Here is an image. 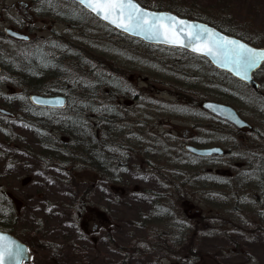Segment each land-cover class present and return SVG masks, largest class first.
<instances>
[{
	"label": "rangeland",
	"instance_id": "1",
	"mask_svg": "<svg viewBox=\"0 0 264 264\" xmlns=\"http://www.w3.org/2000/svg\"><path fill=\"white\" fill-rule=\"evenodd\" d=\"M18 1L22 0H0V32L3 35L0 40V61L3 65L0 73V106L8 103V109L18 113L28 108L27 97L32 88H60L63 94H70L76 99L77 106L83 107L61 114L54 120L49 119V115L43 117L34 112L30 118L23 115V119L20 116L17 121H10L11 124L0 123V205H4L5 201L10 202L17 213L24 202L26 213L38 214L43 226H49V219L59 224L60 216L54 212L52 214L57 216L41 215V196H50L57 204L66 203L65 206L70 198L73 203L68 205L70 212H65L66 220L74 224V207L77 202L81 204L84 192H92L93 172L88 168L75 167L64 171L62 166L76 165L75 157L72 155L69 160L61 162L62 166L45 160L39 142L45 140L51 146H61L62 141L66 142L67 139L61 138L53 128L62 127L66 122L65 117L78 116L81 109H88L92 101L95 110L88 109L91 112L86 119L89 125L98 122L96 118L100 113L107 116L103 118L110 123L108 128L110 126L114 131L118 126L114 123L124 122L126 117H132V121L151 116H158L164 121L165 117V120H171L170 123L175 120L173 127L176 124L178 128L174 133L180 139L189 137L191 128H194L190 124H193V120L188 117H179L188 120L180 123L175 119L181 108L207 115L198 106V101L210 99L223 102L222 99H227L226 103L236 109L252 105V95L247 88L227 74L215 70L204 58L179 49L148 46L124 36L69 0H24L27 5ZM156 1L165 5L171 1L175 5V0ZM181 1L202 11L206 21L213 25L264 47V0ZM165 5L162 9L175 11V7ZM10 24H21L31 37L30 43L6 37L4 29L11 27ZM31 75L40 80L34 81L32 86L27 83ZM122 85L135 86L133 93L142 94V97H129L131 90L126 95ZM117 86H121V90ZM189 91L195 92L196 102L193 98L183 101ZM136 99L137 103H130ZM105 111L110 113L109 116ZM76 122L84 124L82 121ZM102 122L97 125L106 131ZM200 123L212 128L215 126L207 119H199L196 124ZM119 129V133L124 134L121 126ZM43 130L46 131L44 134L41 133ZM69 131L73 132L70 128ZM68 138L75 139L73 142L77 143L78 138L73 133H69ZM27 152L31 153L30 158ZM179 164L191 165L192 161L181 158ZM261 175L264 177V174ZM28 177H31V182L25 185L20 183ZM57 180L62 182L56 184ZM65 195L67 199H64ZM120 195L117 194L116 200H121ZM191 207L194 209V206ZM246 214L258 218L261 223L256 242H252V236L245 238L248 242L238 234H227L226 242L216 243L223 245L221 248L224 250L227 245L225 253H203L194 248L193 252L190 251L194 243L208 245L215 241V237L196 236L185 237L188 242L183 243L176 236L175 253L171 250V241H166L169 248L159 245L156 246L159 250L150 251L149 246L153 249V244H160L159 240L144 236L140 229L130 226L124 229L120 223H116L117 226L122 225L129 236L125 239L122 235H116L120 240L114 241V245L99 246L92 240L85 242L79 239L83 230L92 232L93 223L88 215L82 219L83 230L75 236L73 232L65 234L66 230L62 232L61 227L48 234L38 232V225L27 223L21 213V224L18 222L20 228H17L20 230H16L15 235L30 246V264H215V259L221 264H264V211L258 216L250 212ZM120 219L122 222L127 220L131 224H139L134 209L130 213L123 211ZM27 225L36 227L29 229Z\"/></svg>",
	"mask_w": 264,
	"mask_h": 264
},
{
	"label": "flooded vegetation",
	"instance_id": "2",
	"mask_svg": "<svg viewBox=\"0 0 264 264\" xmlns=\"http://www.w3.org/2000/svg\"><path fill=\"white\" fill-rule=\"evenodd\" d=\"M10 26L28 33L21 24ZM2 38L0 33V40ZM225 74L251 92L250 107L244 103L242 105L247 108L233 106L248 123L245 126L237 127L202 108L207 115L181 108L175 119L180 123L187 119L179 117H188L193 120L190 124L194 128L189 137L180 139L174 133L178 128L176 124L173 127L175 120L170 123L171 120L163 118L162 121L158 116H151L132 121L131 117L121 126L124 134L116 137L126 139V148L115 151L120 156L100 147L97 127L90 202H83L79 212L80 220L85 215L91 217L93 227L92 232H83L82 239L92 240L99 246H112L114 241L120 240L116 235L125 239L129 236L123 227L130 226L160 241V244L155 241L153 249L149 246L150 251L159 250L156 248L159 245L168 247L166 241H171V250L175 253L176 236L180 243L188 242L185 237L190 236L215 237L212 244L194 243L189 248L192 252L195 249L203 253L227 252L226 244L225 250L221 248L223 245H216L218 241L226 242L227 234H238L244 241L252 236V242H256L261 223L246 213L258 216L264 211V177L261 175L264 174V64L254 73L258 84L255 87ZM185 97L183 101L193 98L196 102L194 91H189ZM203 101H198L199 107ZM221 101L228 104L227 99ZM0 116L11 120L2 113ZM199 119H207L215 126L196 124ZM187 146L218 147L221 154L217 151L201 157L189 152ZM181 158L192 160V164L180 165ZM117 194H121V200H116ZM124 209L127 213L134 209L139 224L120 221ZM215 260V264H221Z\"/></svg>",
	"mask_w": 264,
	"mask_h": 264
},
{
	"label": "snow or ice",
	"instance_id": "3",
	"mask_svg": "<svg viewBox=\"0 0 264 264\" xmlns=\"http://www.w3.org/2000/svg\"><path fill=\"white\" fill-rule=\"evenodd\" d=\"M97 17L130 33H142L146 38L163 40L164 43L191 47L192 51L213 56L223 65H232L237 74L247 78L248 68L264 59V52H258L236 40L222 37L205 26L190 24L168 14L150 13L134 0H76ZM0 237V241H7ZM13 242H0V264H15L21 250L14 249Z\"/></svg>",
	"mask_w": 264,
	"mask_h": 264
},
{
	"label": "trees",
	"instance_id": "4",
	"mask_svg": "<svg viewBox=\"0 0 264 264\" xmlns=\"http://www.w3.org/2000/svg\"><path fill=\"white\" fill-rule=\"evenodd\" d=\"M139 2H141L143 5H145L147 7H151V8H155V9H162V6L165 5V4H161L162 2L158 3L156 0H139ZM169 3L170 4H166L165 6L175 7L174 8L175 12L178 14H183V16H186L187 14H192V15H187V16L206 21L205 15L202 11L196 10L193 6L186 5V3L181 1V0H175V5L172 4L171 1ZM171 5H173V6H171ZM33 75H31L27 78V83L30 84L31 86H32L34 81H40L39 78H36ZM119 87H121V86H119ZM122 88H124L122 91H124V92L126 91V95H127L128 94L127 93L128 87L123 86ZM60 92H62V90H60V88L50 89V90L49 89L40 90L38 88H32L31 89V93H39L42 95L43 94H54V93H60ZM129 95H132V93H130ZM66 96H68V98H69V104H68V107L66 108V110H55V109L32 107V105L28 101V108H26L25 110H19V114L23 119V115L25 118H30L31 114H33L34 112H38V111L39 112H45V113H47V115L50 116V117H48L49 119L54 120V119H57L56 117H58L61 114L65 115L69 111H72V110L76 111L78 108L79 109L83 108V107L77 106L78 104L76 102V99L73 98L70 94H67ZM98 96H100V95H98ZM107 97H108V94H107ZM80 102H81V100H80ZM87 108L89 110H95L94 109L95 108L94 102L92 101V103L89 104L87 106ZM88 109H86V108L81 109V112H79L78 116H76V117L75 116L65 117L66 122L64 123V125L62 127L53 128L54 130H56V132L59 135H61V138L64 137L68 140V141L66 140V142L64 140L62 141V145H61L62 148H58V146H56V147L51 146L50 144H48V141H45V140L39 142L41 154L44 156L45 160H50V161H52L56 164H60L62 166L61 162H65V161L69 160L73 155V157H75L76 162H77L76 165H70V167L62 166L64 168L63 169L64 171L68 170V168L72 169L74 167L75 168H88V169L93 168L94 160L96 157V152H95L96 148L95 147H97L96 142H97V126L98 125H97V122H95V123H91V125H92L91 126L86 121V119L88 117L87 115H89L91 113ZM100 112H101V110H100ZM105 113H107V115L110 114L106 111H105ZM98 115H101V113ZM103 117H107V116H103ZM103 117H101L100 120L97 119L98 122L103 121L101 125H103L107 128L106 131H105V129H100V137H101L100 138V140H101V146L100 147H102L104 150L112 151L115 156L116 155L120 156V153H115V151H117V150L123 151L126 148V144L124 143L125 141L119 140L118 138H117L118 140L115 139L119 134L118 129H115V131H114L113 128L111 129L110 126L108 128V125H110V123L107 122V119H104ZM76 121H80V122L82 121L84 123V124L82 123L83 126L82 125L79 126L80 124H78ZM79 127H84L85 134H82L81 135L82 137H77L78 138L76 140L77 143L74 144L73 140H75V139L71 140V138H68V135H69V133H73L74 131H77ZM69 128L73 132L69 131ZM45 132H46L45 130L41 131L42 134H44ZM65 134H67L66 137H65ZM122 154H121V156H122ZM27 155L29 158L32 156L30 152H27ZM30 168H31V166H30ZM33 198H35V194H34ZM40 199H43V198H40ZM42 201H43V203H42L43 206H42V208L39 209V211H43L42 214L46 217L57 216V215H53L52 213L54 212L56 214L58 212L60 219H66V213L65 212L69 211L68 205L73 203L70 198L68 200L69 204L66 206H65L66 203L65 204H57V202H55L53 199H48V200L43 199ZM0 203L2 204V198L1 197H0ZM10 204H11L10 202H5V208L4 209L0 205V230L8 231V232L15 234L16 230H18L15 223L13 222L14 217H16V216H14L16 214V212L13 209L12 205H10ZM70 209L72 210L73 207H70ZM79 209H80V204H79V202H77L76 206L74 207L75 222H73V223H75V224L77 222L76 219H77V214L79 213ZM6 215H12L13 221H11V217H7ZM2 216H5L6 218L2 217Z\"/></svg>",
	"mask_w": 264,
	"mask_h": 264
},
{
	"label": "water",
	"instance_id": "5",
	"mask_svg": "<svg viewBox=\"0 0 264 264\" xmlns=\"http://www.w3.org/2000/svg\"><path fill=\"white\" fill-rule=\"evenodd\" d=\"M71 1L80 5V7L84 8V10H87L88 12H90L92 15L95 16L94 13H92L90 10L85 8L83 5L77 3L76 0H71ZM134 2L139 4L140 7L143 8L144 10H146L147 12L157 13V14H168V15L176 17L178 19L186 20L190 24H193V25L205 26L208 29H211L214 32L218 33L222 37H227L228 39L236 40L239 43L245 44L249 48L255 49L258 52H264V48L255 47L253 45H250L249 43L245 42L244 40H242L236 36L229 35L223 31L219 30L217 27L210 25L208 22L188 18V16L187 17L180 16L179 14H176L175 12H173L171 10H156V9H152L149 7H145L138 0H134ZM95 17L97 18V20H100L101 22L105 23L106 25L112 27L114 30L124 34V36L126 35V36H129L131 38L138 39L147 45H156V46H165L167 48L169 47V48L183 49L189 53H192V54L206 58L213 65V67H216L217 69L226 71V72L232 74L233 77H236L242 81H245L251 85H254V87L257 86L256 82L253 80V72L256 71L262 65V63L264 62V59H259L257 61L256 65L248 68L247 78H245L243 73L237 74L236 71L232 70L231 64L223 65L213 56H207V55H203L201 53L192 51L191 47L173 46V45L164 43L163 40H155V39H152L150 37L146 38V36L142 33L125 32V31L117 28L115 25L109 23L108 21L103 20L101 17H97V16H95ZM5 34L8 36L14 37L16 39L24 40L26 42L30 41V39H31L30 36H28L24 33L18 32L16 30H13L12 28H6ZM0 70H1V67H0ZM28 98L33 105L38 106V107H43V108L65 109L67 107V104H68L67 97L63 96V95H43L42 96L41 94H31ZM203 107L205 108V110H208L209 112L214 113V115H217L220 118H223L224 120H227V121H229V122H231V123H233L239 127L247 124L239 116L237 111L229 105L217 103L214 101H206L203 103ZM0 112L3 114H6V115H12L11 111H9L5 108H1ZM188 150L197 154V155H200V156H209V155H212L213 153H215L217 151L218 152L220 151L219 148H211V149H205L204 150V149H200V148H196V147H192V146H189ZM0 237H7L8 238L7 241H0V242H2V243L13 242L12 243L13 248L21 250V256L15 262V264L30 263L31 258H32L31 257V251H30V248L25 243L20 241L17 237H14V235H12L8 232L1 231V230H0Z\"/></svg>",
	"mask_w": 264,
	"mask_h": 264
},
{
	"label": "bare ground",
	"instance_id": "6",
	"mask_svg": "<svg viewBox=\"0 0 264 264\" xmlns=\"http://www.w3.org/2000/svg\"><path fill=\"white\" fill-rule=\"evenodd\" d=\"M45 112H36V114L38 115V116H47V113H45ZM19 115V116H18ZM43 116V117H44ZM97 116H100V117H103V116H101V115H97ZM20 118V114H19V112L18 113H16V112H12V120L11 121H17L18 119ZM1 121L2 122H4V123H6V124H11L10 123V121H3V120H1L0 119V123H1ZM114 124H116V125H118L116 128L117 129H119V127L120 126H123L122 124H125L124 122H117V123H114ZM79 126H81V125H79ZM83 126V125H82ZM82 134H85V129H84V127H79L78 128V130L77 131H74L73 132V135L74 136H76V138L77 137H82L81 135ZM48 144H49V142H48ZM56 146H58V148H62L61 146H59V145H56ZM56 182V181H55ZM62 181H60V180H57V182H56V184L57 183H61ZM51 189H49V191H50ZM48 191V192H49ZM41 198H43V199H51L50 198V196H41ZM22 213V215L24 214V213H26V210L25 209H23V210H21V211H19V212H17V214H15L14 216H16V217H14V221H13V216L12 215H6L7 217H11V221H13L14 223H15V225H16V227L17 228H20L19 226H18V222H20V224H21V220H22V218H21V214ZM41 215H43V214H41ZM25 218H24V220H26L27 221V223H31V224H34V225H38L37 227L36 226H30V225H27L26 227H28L29 229H31L32 227H36L37 228V230H38V232H46V234H48V233H50V232H54V231H56V229L58 228V227H61V231L63 232V230L65 229L66 230V232H65V234L66 233H71V232H73V234H75V236H78V230H77V228L72 224V223H70V222H68L66 219H60V221H59V224H55L56 222H55V220L54 219H49V226H43V225H41V222H40V219L41 218H39L38 217V214H36V213H34V214H31V213H26V214H24L23 215ZM2 217H5V216H2ZM46 217V216H45ZM6 218V217H5ZM39 220V221H38ZM69 228H72V229H69ZM18 230H20V229H18ZM25 232H29V231H25Z\"/></svg>",
	"mask_w": 264,
	"mask_h": 264
}]
</instances>
